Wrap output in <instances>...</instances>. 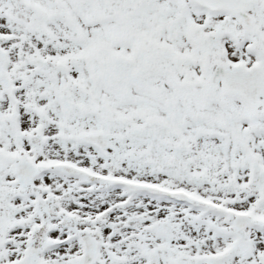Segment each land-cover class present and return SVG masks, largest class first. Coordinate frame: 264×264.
Listing matches in <instances>:
<instances>
[{
    "label": "snow or ice",
    "instance_id": "6c2138e0",
    "mask_svg": "<svg viewBox=\"0 0 264 264\" xmlns=\"http://www.w3.org/2000/svg\"><path fill=\"white\" fill-rule=\"evenodd\" d=\"M0 264H264V0H0Z\"/></svg>",
    "mask_w": 264,
    "mask_h": 264
}]
</instances>
